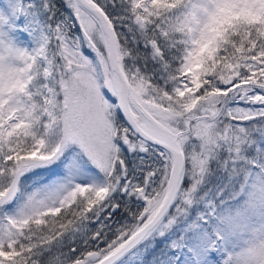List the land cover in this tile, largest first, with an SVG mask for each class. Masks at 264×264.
Masks as SVG:
<instances>
[{
    "label": "snow or ice",
    "instance_id": "6c2138e0",
    "mask_svg": "<svg viewBox=\"0 0 264 264\" xmlns=\"http://www.w3.org/2000/svg\"><path fill=\"white\" fill-rule=\"evenodd\" d=\"M0 264H264V0H0Z\"/></svg>",
    "mask_w": 264,
    "mask_h": 264
}]
</instances>
